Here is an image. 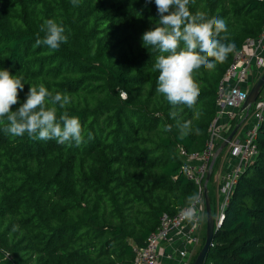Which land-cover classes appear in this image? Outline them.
<instances>
[{
    "label": "trees",
    "instance_id": "obj_1",
    "mask_svg": "<svg viewBox=\"0 0 264 264\" xmlns=\"http://www.w3.org/2000/svg\"><path fill=\"white\" fill-rule=\"evenodd\" d=\"M188 7L224 19L222 42L236 45L214 69L193 72L199 118L156 91L154 64L167 53L141 39L159 20L154 0H0V69L24 83L12 110L30 86L43 84L70 97L57 116L78 117L85 137L79 147L15 137L0 118V264H134L133 247L145 246L160 216H174L198 193L180 149L205 150L219 85L235 54L264 30V0H194ZM47 19L68 37L58 50L35 46ZM188 120L200 134L180 139L176 123ZM256 144L204 264H264V121ZM205 240L204 232L194 260Z\"/></svg>",
    "mask_w": 264,
    "mask_h": 264
},
{
    "label": "clouds",
    "instance_id": "obj_2",
    "mask_svg": "<svg viewBox=\"0 0 264 264\" xmlns=\"http://www.w3.org/2000/svg\"><path fill=\"white\" fill-rule=\"evenodd\" d=\"M78 6V0H72ZM148 2V0H146ZM159 20L156 26L142 35L143 46H153L160 53L154 64V71L159 72L156 91L162 94L173 106L186 105L199 118L196 110L199 87L193 78V72L201 66L214 69L216 62L223 63L236 45L224 43L228 37L221 36L227 32L226 21L222 18H208L206 13L190 12L189 4L194 0H154ZM44 32L43 39L37 38L35 46L46 45L58 50L62 43H67L65 29L53 19H47L40 27ZM39 36V34H37ZM23 77L12 75L8 69H0V118L8 122L4 131L12 136L28 135L31 139L55 140L58 144L79 147L84 143V130L78 117L70 116L67 111L57 116V105L64 109L70 103V97L49 91L43 84L30 86L26 100L16 109L19 103V92L23 91ZM175 118L177 113L171 112ZM180 139L193 131L199 135L198 128H192V121H177ZM172 125H165L164 131H171ZM92 139V134L88 133ZM199 193L187 197V208L183 216L189 221L199 220L197 205Z\"/></svg>",
    "mask_w": 264,
    "mask_h": 264
},
{
    "label": "built area",
    "instance_id": "obj_3",
    "mask_svg": "<svg viewBox=\"0 0 264 264\" xmlns=\"http://www.w3.org/2000/svg\"><path fill=\"white\" fill-rule=\"evenodd\" d=\"M254 61L257 62L256 70L260 78L264 73V30L258 38L248 40L242 50L235 54L233 63L219 85L217 95L218 113L209 128V139L205 150L201 153L188 154L184 149H180V155L186 163L184 166L186 175L197 185L200 195V203L197 205V209L202 210L204 213L206 207L204 184L209 165L218 148V144H221L226 139L225 134L231 132L233 128L238 125L241 127L248 115H251L254 119V126L245 133L243 141L236 142L233 139L229 145L232 147L239 163L235 169L227 172L224 177L225 186L223 192L225 194V202L217 218V224L223 221L224 209L239 176L246 165L252 163L258 155L256 139L258 127L264 121V89L249 110L244 108L251 89L249 83L250 76L254 70ZM224 116L231 122L228 130L221 124V118ZM185 209H181L174 216L168 214L160 216L158 225L155 231L149 235L145 246L136 245L133 247L134 264H158L162 242L168 239L169 234L173 230L178 229L188 220L182 214ZM197 214L200 219L194 220V222L199 226L202 222V217L199 215V211H197ZM189 239L194 245H199L200 234L197 232V234L189 236ZM179 254L184 257L182 264H191L193 251L184 249ZM172 256L170 254L168 257Z\"/></svg>",
    "mask_w": 264,
    "mask_h": 264
},
{
    "label": "crops",
    "instance_id": "obj_4",
    "mask_svg": "<svg viewBox=\"0 0 264 264\" xmlns=\"http://www.w3.org/2000/svg\"><path fill=\"white\" fill-rule=\"evenodd\" d=\"M253 65L254 70L252 75L250 76L249 83V86L251 88L259 79V74L256 70L257 62L254 61ZM254 123L255 122L253 117L251 115H248L242 123V126L234 136L235 141L242 142L245 137V133L254 126ZM221 124L224 128H227V130L231 126V122L225 116L221 118ZM233 130L234 128L231 130V132ZM238 163V158L234 155L232 147L229 146L218 158L217 164H215L213 177L208 183V192L215 219H217L220 215L222 206L225 202V194L223 192V188L225 186L224 177L227 172L235 169ZM197 211H199V215H201L202 217L201 224L197 226L194 221L187 220L181 227L173 230L169 234L168 239L161 244L158 264H182L184 261V257L180 256L179 252L184 249L194 252L192 258L194 260V256L201 245L203 234L204 232L206 233V207L204 209V213L199 209H197ZM197 232L200 234V243L199 245H194L190 241L189 236H193L197 234ZM170 254H172L173 256L168 257ZM193 260L191 261V264H193Z\"/></svg>",
    "mask_w": 264,
    "mask_h": 264
},
{
    "label": "water",
    "instance_id": "obj_5",
    "mask_svg": "<svg viewBox=\"0 0 264 264\" xmlns=\"http://www.w3.org/2000/svg\"><path fill=\"white\" fill-rule=\"evenodd\" d=\"M264 89V73L258 79V81L253 85L250 89L249 97L244 104L245 109H250V107L256 102L257 98L259 97L260 93ZM240 125L234 128V130L226 137V139L218 146L216 149L211 163L209 165V170L207 174V178L204 184V194H205V201H206V240L205 243L198 253L197 257L195 258L193 264H204L207 254L212 246V242L214 240L215 232L217 229L220 228L221 223L217 224L215 221L212 206L210 202L209 192H208V183L213 175L215 164L217 163L218 158L222 155L225 149H227L234 139V136L238 132Z\"/></svg>",
    "mask_w": 264,
    "mask_h": 264
}]
</instances>
